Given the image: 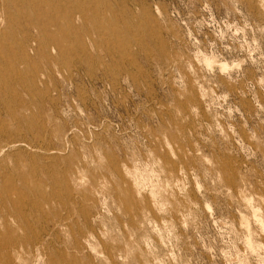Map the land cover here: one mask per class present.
<instances>
[{
  "label": "rangeland",
  "instance_id": "rangeland-1",
  "mask_svg": "<svg viewBox=\"0 0 264 264\" xmlns=\"http://www.w3.org/2000/svg\"><path fill=\"white\" fill-rule=\"evenodd\" d=\"M0 264H264V0H0Z\"/></svg>",
  "mask_w": 264,
  "mask_h": 264
}]
</instances>
